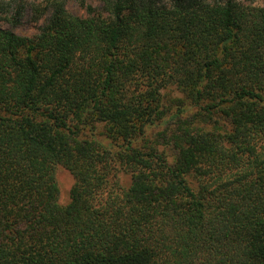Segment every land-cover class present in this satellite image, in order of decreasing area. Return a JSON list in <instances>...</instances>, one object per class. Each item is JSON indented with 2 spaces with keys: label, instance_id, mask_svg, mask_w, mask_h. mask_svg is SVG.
<instances>
[{
  "label": "trees",
  "instance_id": "obj_1",
  "mask_svg": "<svg viewBox=\"0 0 264 264\" xmlns=\"http://www.w3.org/2000/svg\"><path fill=\"white\" fill-rule=\"evenodd\" d=\"M103 13L0 28V264H264V5Z\"/></svg>",
  "mask_w": 264,
  "mask_h": 264
},
{
  "label": "rangeland",
  "instance_id": "obj_2",
  "mask_svg": "<svg viewBox=\"0 0 264 264\" xmlns=\"http://www.w3.org/2000/svg\"><path fill=\"white\" fill-rule=\"evenodd\" d=\"M115 1V0H109ZM141 4H151L158 7H169L176 2L192 0H134ZM212 2L215 0H198ZM225 1V0H217ZM246 6L261 7L264 0H234ZM106 0H0V28L11 31L18 36L33 38L47 24L56 5L61 4L64 10L77 17H89L104 14ZM171 94V93H170ZM172 97L179 96L175 91ZM56 179L60 189V201L66 204L73 178L64 169L59 168ZM127 182V178L123 179Z\"/></svg>",
  "mask_w": 264,
  "mask_h": 264
}]
</instances>
